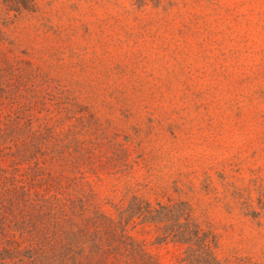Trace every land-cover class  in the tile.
<instances>
[{
  "label": "rangeland",
  "instance_id": "rangeland-1",
  "mask_svg": "<svg viewBox=\"0 0 264 264\" xmlns=\"http://www.w3.org/2000/svg\"><path fill=\"white\" fill-rule=\"evenodd\" d=\"M0 264H264V0H0Z\"/></svg>",
  "mask_w": 264,
  "mask_h": 264
}]
</instances>
